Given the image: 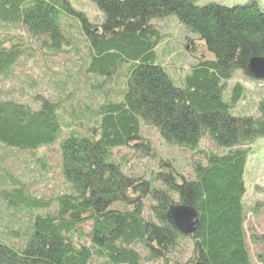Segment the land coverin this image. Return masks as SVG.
Instances as JSON below:
<instances>
[{"label": "trees", "instance_id": "16d2710c", "mask_svg": "<svg viewBox=\"0 0 264 264\" xmlns=\"http://www.w3.org/2000/svg\"><path fill=\"white\" fill-rule=\"evenodd\" d=\"M91 1L103 15L100 23L69 0H0V77L13 75L31 55L33 39L48 52L45 64L49 56L76 52L78 74H53L66 77L61 92L67 85L89 88L85 105L71 95L38 94L36 107L0 91V146L29 154L57 147L66 186L40 199L0 165V264H252L245 173L254 143L264 142V98L255 115L235 116L244 88L235 85L229 98L225 92L236 73L250 77L252 58H264L259 4ZM171 16L195 38L201 55L178 83L156 64L161 34L154 22ZM145 127L189 151V177L175 160L161 158L146 179L117 159L122 148L156 157L143 138ZM205 139L219 152L201 149ZM174 204L197 210L196 234L183 236L168 220ZM21 238L20 247L8 242Z\"/></svg>", "mask_w": 264, "mask_h": 264}, {"label": "rangeland", "instance_id": "374dc122", "mask_svg": "<svg viewBox=\"0 0 264 264\" xmlns=\"http://www.w3.org/2000/svg\"><path fill=\"white\" fill-rule=\"evenodd\" d=\"M252 1H256L264 13V0H200L198 5L206 6L215 3L225 7H234ZM69 2L75 10L85 13L91 22L100 23L103 20V15L91 0H69ZM154 23L161 34L160 44L155 50L156 64L162 66L167 74L178 83L189 73L190 66L198 61L197 57L201 56L197 54L199 49L194 44L195 38L189 35L176 16ZM20 33L25 35L22 31ZM36 41L30 40L31 55H28L25 61L16 67L14 74L7 79L0 77L2 97L13 98L36 107L34 98L38 94L51 97L54 100H66L67 96L71 95L70 100H74V104L85 105L89 88H86V92H84L81 88L76 89L74 85H67L68 88L61 92L57 87H60L61 82L66 81V77L61 75L62 77L57 79L53 75L63 73L70 75L72 72L78 74L77 69L72 66V62L77 59L76 52L71 51L66 55L60 53L54 60L49 56L47 58L49 62L45 64L43 56L47 50L39 47ZM77 47L82 50L83 54H86L81 43H77ZM206 57L211 58L210 56ZM237 84L244 88V94L239 104L232 110V114L235 116L255 115L258 102L264 98V81H255L243 72H238L227 83L226 98L230 97L232 88ZM143 138L147 140V144L151 142V146L155 148L156 157L145 156L144 153L133 148H122L115 151L117 159L127 164L128 171L132 175H141L150 179L152 174L157 171L161 158L175 160L180 172L186 177L191 175L189 167L191 154L189 151L168 145L157 131L151 128H143ZM201 149L219 152L209 139L203 140ZM253 149L254 153L248 161L245 173L247 190L244 197L245 230L251 263L264 264V142L256 141ZM0 165L22 184L29 186L31 193L37 198L52 199L66 188L60 174V155L57 147L49 149L44 147L36 151L35 154H29L0 146ZM0 210L4 211L1 201ZM6 217L4 225L8 224ZM8 237L11 238V235L8 234ZM23 239L8 240V242H13L15 246L20 247ZM91 264L104 263L100 259H94Z\"/></svg>", "mask_w": 264, "mask_h": 264}, {"label": "water", "instance_id": "95a60500", "mask_svg": "<svg viewBox=\"0 0 264 264\" xmlns=\"http://www.w3.org/2000/svg\"><path fill=\"white\" fill-rule=\"evenodd\" d=\"M246 73L256 81H264V58H252L246 68ZM168 220L183 236L189 237L197 233L200 218L197 210L188 205H171L167 212ZM197 264H204L199 262Z\"/></svg>", "mask_w": 264, "mask_h": 264}]
</instances>
